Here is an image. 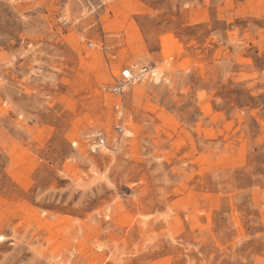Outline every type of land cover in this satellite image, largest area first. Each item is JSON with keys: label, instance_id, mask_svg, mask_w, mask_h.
<instances>
[{"label": "rangeland", "instance_id": "1", "mask_svg": "<svg viewBox=\"0 0 264 264\" xmlns=\"http://www.w3.org/2000/svg\"><path fill=\"white\" fill-rule=\"evenodd\" d=\"M0 264H264V0H0Z\"/></svg>", "mask_w": 264, "mask_h": 264}, {"label": "built area", "instance_id": "2", "mask_svg": "<svg viewBox=\"0 0 264 264\" xmlns=\"http://www.w3.org/2000/svg\"><path fill=\"white\" fill-rule=\"evenodd\" d=\"M151 70L149 68H143L141 70V74H147ZM121 78L127 82H134L138 77H135L133 71L130 68L123 69L121 71ZM97 139H99V144L97 147H101L105 145V138L102 135H98Z\"/></svg>", "mask_w": 264, "mask_h": 264}]
</instances>
